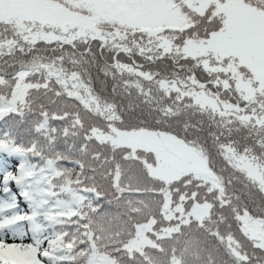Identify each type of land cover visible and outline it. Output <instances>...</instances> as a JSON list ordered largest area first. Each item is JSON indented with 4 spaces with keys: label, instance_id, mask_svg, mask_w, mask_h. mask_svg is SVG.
I'll return each mask as SVG.
<instances>
[{
    "label": "snow or ice",
    "instance_id": "6c2138e0",
    "mask_svg": "<svg viewBox=\"0 0 264 264\" xmlns=\"http://www.w3.org/2000/svg\"><path fill=\"white\" fill-rule=\"evenodd\" d=\"M0 122L36 192L0 264H264V0H0ZM72 153L64 229L44 185Z\"/></svg>",
    "mask_w": 264,
    "mask_h": 264
},
{
    "label": "trees",
    "instance_id": "16d2710c",
    "mask_svg": "<svg viewBox=\"0 0 264 264\" xmlns=\"http://www.w3.org/2000/svg\"><path fill=\"white\" fill-rule=\"evenodd\" d=\"M94 85L97 92H101L107 95L106 92H102V85L100 83L103 80L102 75H98L93 71ZM110 90L111 84L107 85ZM54 125L59 122H53ZM5 126L0 122V134L5 131ZM35 133L33 137L35 138ZM61 144L60 150L67 151L64 148L62 139L59 141ZM20 157L9 156L6 152L0 151V221H3L4 216H8L10 219L15 217L18 213L21 215L27 214L31 215V210L29 209V200L24 197L26 194L32 197L36 196V192L29 188L27 184L23 186L18 183L20 178ZM32 163L42 165L43 161L39 160L38 157H29ZM85 162L79 157V155L72 153L69 154L67 159H61L57 162L56 167L59 169L58 172L54 173L57 179L52 180L50 184L44 185V189L50 193L49 203L54 215H58L62 221H64V229H74L78 227L79 224L86 223V221H81L79 216L73 215L69 219L68 213L79 212L83 215L87 209L83 208L82 205H86L88 199L91 198L92 193L86 191V189L91 188V184L87 181L86 177L90 174V170L87 167H81ZM65 171L70 173V176H64ZM49 173H52V169H48ZM11 173L12 178L6 179V177ZM60 176H64V179H59ZM15 205V207H13ZM78 222V223H77ZM16 223H27V221H17ZM28 228V225H24ZM16 224H10L5 229L6 242L11 243H21L20 240H13L11 238V233L8 231L9 228H15ZM58 230L61 229L60 225L56 226ZM83 231V229H81ZM67 239V238H66ZM23 243H32L31 234L25 238ZM47 247V242L44 245ZM259 254V253H258ZM227 259V257H225ZM255 264V262H254Z\"/></svg>",
    "mask_w": 264,
    "mask_h": 264
}]
</instances>
